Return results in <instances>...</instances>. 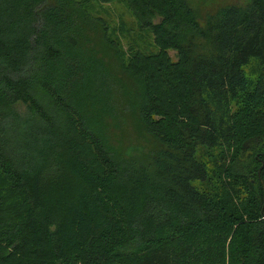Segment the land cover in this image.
Masks as SVG:
<instances>
[{"label": "trees", "instance_id": "16d2710c", "mask_svg": "<svg viewBox=\"0 0 264 264\" xmlns=\"http://www.w3.org/2000/svg\"><path fill=\"white\" fill-rule=\"evenodd\" d=\"M125 1L159 49L127 63L84 0H0V264H264V0Z\"/></svg>", "mask_w": 264, "mask_h": 264}, {"label": "rangeland", "instance_id": "374dc122", "mask_svg": "<svg viewBox=\"0 0 264 264\" xmlns=\"http://www.w3.org/2000/svg\"><path fill=\"white\" fill-rule=\"evenodd\" d=\"M191 7L197 12L198 17L203 21L207 16L213 14L218 9L226 4H241L245 5L249 0H187ZM84 8L92 18L102 19L109 28V37L112 41L117 42L122 60L127 63L130 54H157L159 49L154 43V38L149 30L142 29L135 17L132 14L125 0H116L109 4H100L95 0H84ZM166 57L172 62L177 61L176 51L166 49L164 51ZM246 76L252 81L261 77L264 79V64L253 60L245 68ZM121 77L124 82L126 78ZM129 91L134 90L132 83L126 82ZM131 101H127L122 97L119 111L129 112V103L135 99V93H129ZM118 128L112 129V125L108 133V143L114 148V153H122L126 157L139 156L143 152L142 143L144 141L143 134L140 133V128L131 125L126 119L115 121ZM141 136V137H140ZM153 145L156 141L152 140ZM0 186L5 187V181L0 177ZM3 211L4 216L18 217L21 215L18 200L9 197L8 192H3Z\"/></svg>", "mask_w": 264, "mask_h": 264}, {"label": "water", "instance_id": "95a60500", "mask_svg": "<svg viewBox=\"0 0 264 264\" xmlns=\"http://www.w3.org/2000/svg\"><path fill=\"white\" fill-rule=\"evenodd\" d=\"M262 168H263V163L261 162V167L258 170V178L260 177V172H261ZM262 187H263V184H262ZM263 194H264V188H263ZM261 214L263 215V211L261 212Z\"/></svg>", "mask_w": 264, "mask_h": 264}]
</instances>
